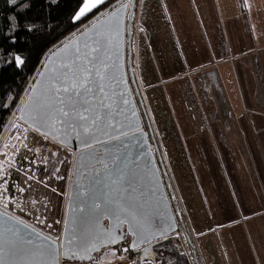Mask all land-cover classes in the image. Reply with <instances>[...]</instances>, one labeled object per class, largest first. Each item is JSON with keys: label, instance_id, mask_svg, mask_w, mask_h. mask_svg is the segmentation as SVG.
Masks as SVG:
<instances>
[{"label": "rangeland", "instance_id": "1", "mask_svg": "<svg viewBox=\"0 0 264 264\" xmlns=\"http://www.w3.org/2000/svg\"><path fill=\"white\" fill-rule=\"evenodd\" d=\"M241 1L238 13H221L216 0L205 5L200 0H140L134 19L136 81L199 264H227L217 239L218 224L224 219L264 215V0L251 3L253 8ZM227 29L238 32V42L229 39ZM225 33L226 48L216 51L214 46ZM228 43H238V66L227 61L236 57L227 59ZM182 45L193 55L218 60L195 71L184 67L169 78L166 67L182 59L173 49ZM223 58L226 62L221 63ZM240 61L241 68L253 73L242 80ZM232 185L238 188L236 209ZM251 202L257 203L255 208ZM171 244L174 253L168 255L176 253L171 264H195L181 231L154 247ZM124 254L101 255V264L136 263V257L132 262ZM160 255L151 264L168 262Z\"/></svg>", "mask_w": 264, "mask_h": 264}, {"label": "water", "instance_id": "2", "mask_svg": "<svg viewBox=\"0 0 264 264\" xmlns=\"http://www.w3.org/2000/svg\"><path fill=\"white\" fill-rule=\"evenodd\" d=\"M135 7L136 0L119 1L87 27L76 31L59 49L48 53L5 126L0 142L16 118L17 122L78 152L76 167L90 148L112 141L108 146L114 151L109 159L115 161L104 171L76 177L67 218L64 225L60 222L58 235L0 209V264L92 262L103 249L121 244L125 235L134 237L130 251H135L179 229L190 244L195 264H199L135 77L132 64ZM66 65L88 77L92 89L79 97L80 103L69 118L59 111L64 107L60 102L64 94L55 93L53 87H60L61 81L66 82L65 86L67 82L75 85L71 72L65 75ZM78 113L88 118L81 120ZM143 120L163 176L174 194L175 211L143 129ZM66 194L67 183L62 199L57 202L61 215ZM85 248L86 255L82 251Z\"/></svg>", "mask_w": 264, "mask_h": 264}, {"label": "flooded vegetation", "instance_id": "3", "mask_svg": "<svg viewBox=\"0 0 264 264\" xmlns=\"http://www.w3.org/2000/svg\"><path fill=\"white\" fill-rule=\"evenodd\" d=\"M143 124V129L147 132L160 174L175 211L174 194L170 192L169 183L163 176L144 120ZM155 138L162 154L163 151L160 147L159 139L156 136ZM111 142L90 148L92 150L84 155L83 159H85L79 163V167H76L78 152L72 151L58 141L50 139L22 123L16 122L10 127L8 134L0 142V209L5 212L8 211L12 216H18L30 224L39 226L52 235H58L60 222L62 221L61 223L64 225L67 218L73 182H76V177L81 174L88 172L99 173L111 167V163L115 161L109 159L113 156L114 151L112 147L108 146ZM66 183L67 196L64 214L61 215L57 202L62 199ZM180 231L182 232L181 229L178 232ZM62 234L63 230H61L60 236ZM133 241L134 237L125 235L121 244L115 248L103 249L95 256V260L92 262L62 261L61 264H91L109 249H125L127 254H130L131 257H136L137 261L142 262L146 260L148 262L155 261L157 254L162 253L161 247H154L157 241L135 251H130Z\"/></svg>", "mask_w": 264, "mask_h": 264}, {"label": "trees", "instance_id": "4", "mask_svg": "<svg viewBox=\"0 0 264 264\" xmlns=\"http://www.w3.org/2000/svg\"><path fill=\"white\" fill-rule=\"evenodd\" d=\"M119 1L121 0H106L105 4L76 20L75 16L82 6V0H0V136L45 56L59 49L67 42L66 39L79 29L88 26L99 14ZM128 1L131 0H126ZM242 1L243 6L251 8V2L256 0ZM139 2L140 0H136L133 29ZM231 35L237 36L238 32L236 31L235 34L231 32L230 37ZM235 39L238 42V39ZM234 44L232 43L227 59L230 56H236L238 66V43L233 46ZM181 47L183 49L173 50L178 53V56H182V59L175 61L172 68L166 67V76L169 78L174 77L177 72L182 73L184 67L186 70L195 71L205 68L204 64L209 61H217L216 57L208 56L204 59L205 63L200 61L197 63L196 58L199 54L193 55L192 49H187L183 45ZM17 58L23 63L18 64ZM219 60L226 62V58ZM199 63L201 65H198ZM132 64L134 68L133 46ZM240 65L241 61L239 63L240 79L252 73L247 67L241 68ZM246 65H250V62H245L244 66ZM180 98H182L181 95Z\"/></svg>", "mask_w": 264, "mask_h": 264}, {"label": "crops", "instance_id": "5", "mask_svg": "<svg viewBox=\"0 0 264 264\" xmlns=\"http://www.w3.org/2000/svg\"><path fill=\"white\" fill-rule=\"evenodd\" d=\"M190 1L196 3V1L198 0H190ZM200 1L202 4H204L205 1L211 2L212 0H200ZM239 1L238 0H216L217 11L221 13H238V2ZM249 2L251 1L249 0ZM199 16L202 18V13H200ZM222 24L224 25V23ZM225 30H226V27L224 31ZM227 30H228V36L230 39V33L233 31L230 29H227ZM228 36H226V33H225V36L222 37L220 40H218L217 45L214 46V49L216 51L224 52L226 48V42H228L226 41V37L228 38ZM231 38H232V35H231ZM220 41L222 42V45H220ZM227 45H228L227 48L229 49L232 47L229 43ZM209 49H213V47L209 46ZM222 52H221V55H223ZM144 57L145 56L143 53L142 59H145ZM201 57L202 55H199V58L198 57H197L198 59L196 58V60H198L197 63L199 61L203 62L202 60L204 59ZM227 61L228 62L232 61L233 66H235V61H236L235 58H232V59L229 58ZM221 63H224V61L221 60ZM226 77L227 76H225L223 79H226ZM236 81L237 82L235 83H237V89H238V77ZM225 177H229V176L226 175ZM262 177H264V175H262ZM231 190L235 196L234 197L235 198L234 208L236 209L238 208V197L236 196V192L238 191V188L232 185ZM251 203H252L251 207L255 208L257 203L256 204H254V202H251ZM240 209H244V208L241 207ZM218 225L219 227L217 231V239H218L220 248L223 250L226 256L227 264H264V215L263 214H259V215L256 214V215H251L248 218L241 217V218L233 219V220L224 219L223 222ZM165 247L167 248V250L164 249ZM165 247H161L162 253L160 256L168 257L169 259L167 260L168 262H166V264H171L174 262V256H176L175 255L176 253L174 255H171V254L168 255L167 253V252L174 253L172 244L170 246H165ZM120 251L122 253H120ZM105 252H108V253H106V255H103L104 254L103 253L102 256H108L110 252H118L119 254L125 253L124 254L125 257H129L132 262L135 261V257H131L130 254H127V251L125 249L124 250L109 249ZM102 256L100 255L99 259H97L94 263H91V264H101ZM105 262H103V264ZM145 263L151 264V262H148V261L142 262V261H137V260L135 264H145ZM76 264H84V263H76ZM85 264H90V263H85Z\"/></svg>", "mask_w": 264, "mask_h": 264}, {"label": "snow or ice", "instance_id": "6", "mask_svg": "<svg viewBox=\"0 0 264 264\" xmlns=\"http://www.w3.org/2000/svg\"><path fill=\"white\" fill-rule=\"evenodd\" d=\"M105 3L106 0H82V6L79 8L75 19H81V17L86 16L88 13L92 12L94 9H97L100 5H103ZM93 51H96V49H93ZM17 63H23V61L17 58ZM65 68L67 69L65 75L67 76L68 71H70L72 80L75 81V85L73 86L70 82H67V86H65L66 82L61 81L60 87H53L55 89V93L64 94L60 97V102L62 105H64V107L60 108L59 111L64 118H69L73 114V112H75L77 104L80 103L79 97L83 95V92H90L92 89L91 86L87 83L88 77L82 76L80 72L75 70L72 66L66 65ZM84 71L87 72L88 69L85 68ZM85 103H87V101H85ZM87 111L88 109L85 108L84 112L86 113ZM78 115L81 120H85L88 118L84 113H78ZM96 207H99V205H96ZM82 251L84 255H86L88 249L85 248ZM76 257V252H73V258Z\"/></svg>", "mask_w": 264, "mask_h": 264}, {"label": "bare ground", "instance_id": "7", "mask_svg": "<svg viewBox=\"0 0 264 264\" xmlns=\"http://www.w3.org/2000/svg\"><path fill=\"white\" fill-rule=\"evenodd\" d=\"M87 27V26H86ZM67 40V39H66ZM63 43V42H62ZM59 45V44H58ZM57 46V45H56ZM57 48V47H56ZM53 50V49H52ZM54 51V50H53ZM16 108V107H15ZM16 120V119H15ZM14 122V121H13ZM12 126V125H11ZM8 131V130H7ZM187 245H188V243H187ZM189 247V246H188ZM184 251V250H183ZM190 251V250H189ZM191 253V252H190Z\"/></svg>", "mask_w": 264, "mask_h": 264}]
</instances>
